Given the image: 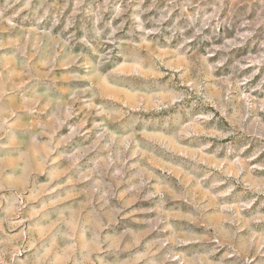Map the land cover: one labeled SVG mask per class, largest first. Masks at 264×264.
<instances>
[{"label":"rangeland","instance_id":"obj_1","mask_svg":"<svg viewBox=\"0 0 264 264\" xmlns=\"http://www.w3.org/2000/svg\"><path fill=\"white\" fill-rule=\"evenodd\" d=\"M0 264H264V0H0Z\"/></svg>","mask_w":264,"mask_h":264}]
</instances>
